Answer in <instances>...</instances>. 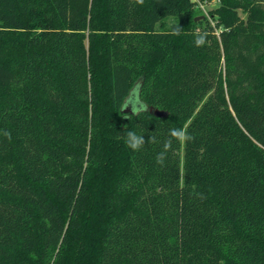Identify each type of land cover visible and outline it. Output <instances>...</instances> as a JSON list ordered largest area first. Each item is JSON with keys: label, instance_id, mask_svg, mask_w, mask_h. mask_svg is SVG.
Returning a JSON list of instances; mask_svg holds the SVG:
<instances>
[{"label": "trees", "instance_id": "obj_1", "mask_svg": "<svg viewBox=\"0 0 264 264\" xmlns=\"http://www.w3.org/2000/svg\"><path fill=\"white\" fill-rule=\"evenodd\" d=\"M216 2L0 0V264H264V0Z\"/></svg>", "mask_w": 264, "mask_h": 264}, {"label": "clouds", "instance_id": "obj_2", "mask_svg": "<svg viewBox=\"0 0 264 264\" xmlns=\"http://www.w3.org/2000/svg\"><path fill=\"white\" fill-rule=\"evenodd\" d=\"M135 3L138 5H143L144 0H135ZM175 34L179 35L180 34L179 30H177ZM205 35L206 34H197V38L195 40L196 46H201L206 42ZM129 107L131 108L133 114H139L141 111L148 110V106L144 104L138 97L135 99L133 103L123 105L124 109H127ZM169 137H170L169 139L163 142L162 150L158 152L155 157L156 163L161 166L164 165L165 160L167 159V154L171 149L173 140L179 143H185L193 139V137L190 134H188L186 129L184 128L170 129ZM149 140L152 143H158L156 136L149 137ZM125 143L128 148L134 151H139L142 148V146L146 143V141L143 136L138 135L135 132L129 131L126 134Z\"/></svg>", "mask_w": 264, "mask_h": 264}, {"label": "rangeland", "instance_id": "obj_3", "mask_svg": "<svg viewBox=\"0 0 264 264\" xmlns=\"http://www.w3.org/2000/svg\"><path fill=\"white\" fill-rule=\"evenodd\" d=\"M194 3V10L198 14L199 18L205 17L210 23L211 15L210 13L213 12L217 8L216 0L212 1H201V0H191ZM137 98L136 90H133L130 94V100L133 103ZM127 104H131L128 102Z\"/></svg>", "mask_w": 264, "mask_h": 264}, {"label": "water", "instance_id": "obj_4", "mask_svg": "<svg viewBox=\"0 0 264 264\" xmlns=\"http://www.w3.org/2000/svg\"><path fill=\"white\" fill-rule=\"evenodd\" d=\"M128 102H126L125 104H127ZM124 113H128V112H132L131 108H127V109H123ZM149 112L152 113L155 117L157 118H163L166 116V113L163 111H159V110H153L152 108L149 109Z\"/></svg>", "mask_w": 264, "mask_h": 264}]
</instances>
